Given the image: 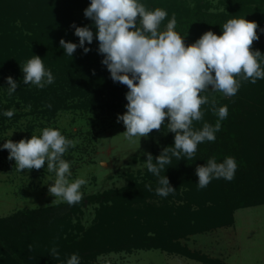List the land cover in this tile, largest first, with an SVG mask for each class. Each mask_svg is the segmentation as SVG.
<instances>
[{"label": "trees", "instance_id": "16d2710c", "mask_svg": "<svg viewBox=\"0 0 264 264\" xmlns=\"http://www.w3.org/2000/svg\"><path fill=\"white\" fill-rule=\"evenodd\" d=\"M140 2L149 10L161 8L168 13L161 29L175 14L174 30L186 45L209 30L222 34V25L231 18L255 21L259 29H264V0H220L223 7L217 8L215 14L208 12L212 8L210 0ZM89 4L90 0H0V137L10 127L8 120L24 114L49 117L62 109H117L127 103L128 89L113 82L101 63L104 57L98 53L95 36L90 45L85 43L91 49L87 54L78 47L70 57L60 46L61 38L79 45L73 24L88 26L95 33L94 22L84 16ZM252 49L264 55V42L259 38ZM33 55L40 56L55 77L54 83L43 89L23 83L21 66ZM8 76L19 85L11 96L7 94ZM246 87L248 91H239L232 98L219 92L203 93L210 100L215 98L217 109L226 105L228 116L220 121L216 140L199 144L193 159L173 157L171 164L165 166L161 175L168 177L176 189L173 193L158 196V178L146 169L131 173L125 186L89 194L72 206L65 202L0 217V264H67L74 253L79 255L80 264H94L102 254L140 248L178 252L209 264H229L191 251L179 240L232 225L237 210L264 203V79ZM15 108L18 111L13 117L3 115L5 110ZM201 108L204 116L194 122V129H201L204 123L215 126L218 116L211 103ZM161 132L165 133L163 148L173 146L174 133L167 132L166 125L160 131L153 130L150 137ZM4 143L0 144V161L1 156L9 155L2 148ZM161 151L153 156L154 162ZM228 156L237 162L235 178L230 182L213 179L206 188L199 189L197 165L213 157L222 163ZM146 185H151L152 190ZM86 200L98 202L94 222L87 227L80 220L74 223L72 215L83 213ZM54 247L59 252L58 260L51 256Z\"/></svg>", "mask_w": 264, "mask_h": 264}, {"label": "clouds", "instance_id": "9594fccd", "mask_svg": "<svg viewBox=\"0 0 264 264\" xmlns=\"http://www.w3.org/2000/svg\"><path fill=\"white\" fill-rule=\"evenodd\" d=\"M216 11L215 7L208 9L212 14ZM84 16L94 22L95 33L88 26L73 24L79 45L61 38L60 46L72 57L78 47L87 54L91 49L85 47V43L90 45L94 36L98 40V53L104 57L101 63L107 67L113 82L128 89L126 112L117 116V122H123L126 130L122 134L130 144L139 147L141 138H147L153 130L160 131L164 125L167 132L174 133V145L163 148L155 162L151 153H145L147 158L143 165L158 178L156 194L167 197L176 189L167 176L161 175L165 166L171 164L173 157L193 159L199 144L216 140L220 121L228 116L226 105L217 109L215 98L210 100L203 93L220 92L232 97L241 87V81L255 84L258 79H264V55L252 49L253 42L260 38L259 25L245 18H231L222 25V34L209 30L186 45L184 38L174 30L175 14L161 29L168 13L161 8L149 10L140 0H90ZM259 31L264 32V29ZM21 70L25 85L43 89L54 83L51 70L38 55H33ZM6 82L7 94L11 96L18 82L11 76L6 77ZM209 103L218 116L215 126L204 123L201 129H194V122L204 116L201 106ZM46 106L51 108V104ZM14 114L15 109L3 113L8 118ZM77 143L78 140L66 138L59 129L46 127L39 136L32 135L30 139L18 142L7 139L2 148L8 150V159L15 161L19 172L39 170L46 164L48 171L55 173L54 183L48 189L56 198L53 203L66 202L72 206L82 201L81 187L87 183L84 178L70 180L71 163L63 159L67 150ZM236 170L234 157L228 156L222 163L215 157L210 158L195 169L197 186L203 189L213 179L221 178L230 182ZM145 187L152 190L151 185ZM51 256L59 259L55 247L51 249ZM67 264H80L79 255L72 254Z\"/></svg>", "mask_w": 264, "mask_h": 264}, {"label": "rangeland", "instance_id": "374dc122", "mask_svg": "<svg viewBox=\"0 0 264 264\" xmlns=\"http://www.w3.org/2000/svg\"><path fill=\"white\" fill-rule=\"evenodd\" d=\"M212 8L223 7L220 0H210ZM264 42V32H260ZM241 82L239 91H248L247 84ZM219 94L225 97L222 93ZM234 97V96H232ZM226 97V98H232ZM126 104L117 109L73 108L62 109L55 116L24 114L8 120L10 127L2 131L0 144L11 139L18 142L39 136L46 128L59 129L62 135L78 140L74 148H69L63 159L71 163L70 180L84 178L87 183L81 187L86 197L108 188H120L127 184L131 173L144 172L145 153L155 156L164 147L165 133L154 137L141 138L140 145L130 144L122 134L126 129L117 116L126 112ZM27 109V108H26ZM16 111L18 109L15 108ZM25 109L19 108V111ZM0 161V217L18 210L54 206V198L49 194V186L54 183L55 173L49 172L47 165L39 170L17 171L14 160L1 156ZM140 165V168H136ZM97 201L86 200L83 213L73 215V222L85 227L94 222ZM191 251L208 257L219 258L229 264H264V203L243 207L236 211L232 225L221 226L210 231L190 234L179 240ZM94 264H209L178 252L170 253L160 248L135 249L132 251H111L100 255Z\"/></svg>", "mask_w": 264, "mask_h": 264}]
</instances>
